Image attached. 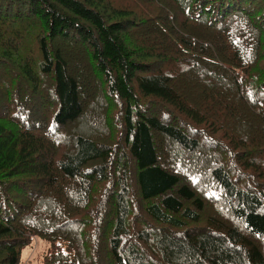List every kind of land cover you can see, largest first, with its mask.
<instances>
[{
	"label": "trees",
	"instance_id": "trees-1",
	"mask_svg": "<svg viewBox=\"0 0 264 264\" xmlns=\"http://www.w3.org/2000/svg\"><path fill=\"white\" fill-rule=\"evenodd\" d=\"M264 264V0H0V264Z\"/></svg>",
	"mask_w": 264,
	"mask_h": 264
},
{
	"label": "rangeland",
	"instance_id": "rangeland-1",
	"mask_svg": "<svg viewBox=\"0 0 264 264\" xmlns=\"http://www.w3.org/2000/svg\"><path fill=\"white\" fill-rule=\"evenodd\" d=\"M48 248L49 242L46 239L35 236L33 243L23 249L21 264H42L43 255Z\"/></svg>",
	"mask_w": 264,
	"mask_h": 264
}]
</instances>
